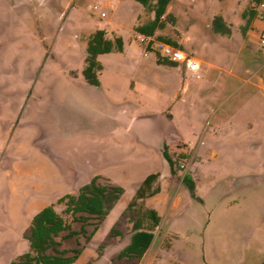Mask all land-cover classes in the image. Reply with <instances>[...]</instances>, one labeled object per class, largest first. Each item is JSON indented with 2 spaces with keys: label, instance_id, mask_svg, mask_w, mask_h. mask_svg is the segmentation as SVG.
I'll use <instances>...</instances> for the list:
<instances>
[{
  "label": "rangeland",
  "instance_id": "rangeland-1",
  "mask_svg": "<svg viewBox=\"0 0 264 264\" xmlns=\"http://www.w3.org/2000/svg\"><path fill=\"white\" fill-rule=\"evenodd\" d=\"M68 1L0 0V264L30 249L32 217L48 204L80 228L58 199L97 174L124 193L90 242L81 237L85 248L73 264H264L259 0H171L167 12L175 19L157 33L201 59V77L128 44L137 33L128 27L132 11L140 7L142 21L150 14L139 1L118 9L114 0ZM216 13L231 23L225 36L213 28ZM98 28L121 35L126 48L100 54V84H92L83 67ZM203 105L205 120L195 111ZM165 149L181 155L176 174ZM154 171L165 186L146 201L162 215L155 241L141 257H120L136 218L134 210L123 212ZM96 223L89 220V232Z\"/></svg>",
  "mask_w": 264,
  "mask_h": 264
},
{
  "label": "trees",
  "instance_id": "trees-1",
  "mask_svg": "<svg viewBox=\"0 0 264 264\" xmlns=\"http://www.w3.org/2000/svg\"><path fill=\"white\" fill-rule=\"evenodd\" d=\"M146 10L152 13V17L136 26L138 32L154 33L158 28H164L165 20L174 21V16L167 12L171 0H138ZM214 27L219 32H226L229 26L223 24V17L216 15ZM162 38L180 45L170 36L160 35ZM124 39L121 35L110 34L104 28L94 30L87 42V54L83 67L85 79L92 84H100V74L103 63L100 54L111 51H122ZM159 62L178 65L177 61L158 56ZM164 154L171 167V173L178 172L180 165L179 154L174 158L166 149ZM184 180L191 188L194 180L190 174L184 175ZM101 175H95L89 182L82 184L76 193L68 192L62 195L58 202L64 203V211L73 221H80L81 227L75 228L72 221L64 216L54 203L48 204L38 210L32 217L29 232L26 233L30 242V249L17 258L11 264H73L85 248V243L90 242L95 232L104 221L111 208L124 193V188L106 178L101 181ZM163 187V178L160 171L150 172L138 184L133 199L128 203L123 214L129 210L136 212L133 220V230L129 242L120 250V257H141L151 247L156 238L155 229L162 222V215L155 207L146 204V200L158 194ZM91 218H96L95 228L89 232L87 224ZM75 238L76 245L63 247L59 236ZM81 237L85 238V243Z\"/></svg>",
  "mask_w": 264,
  "mask_h": 264
},
{
  "label": "built area",
  "instance_id": "built-area-1",
  "mask_svg": "<svg viewBox=\"0 0 264 264\" xmlns=\"http://www.w3.org/2000/svg\"><path fill=\"white\" fill-rule=\"evenodd\" d=\"M259 5L262 8V16H264V0H259ZM98 7L97 4H94ZM106 11L102 10L101 15H105ZM257 38L264 46V30L257 34ZM136 39L143 47L145 54L156 52L157 56L168 58L177 61L182 69L189 71L192 75L200 77L203 74L201 59L191 55L181 45L174 44L162 38L156 31L154 33L137 32ZM181 166L186 167L185 162Z\"/></svg>",
  "mask_w": 264,
  "mask_h": 264
},
{
  "label": "crops",
  "instance_id": "crops-1",
  "mask_svg": "<svg viewBox=\"0 0 264 264\" xmlns=\"http://www.w3.org/2000/svg\"><path fill=\"white\" fill-rule=\"evenodd\" d=\"M112 1V0H111ZM111 1L110 0H106V4L108 5V4H110L111 3ZM138 1V0H137ZM62 2V1H61ZM64 2V1H63ZM114 2H115V8L116 9H118V8H120V7H122V8H133V7H135V6H137L138 7V5H137V3H136V1L135 0H114ZM69 3H72V4H74L73 3V0H69L68 1V4ZM78 3H76V5H73V6H78L77 5ZM112 4V3H111ZM143 14V11L140 9V7H138L137 9L135 8L133 11H132V15H131V22L129 23V25H128V27L129 28H132V27H134V29L136 30V26L137 25H139V24H142L143 22H145V21H142L141 20V15ZM105 15H107V12H106V14ZM216 15H221L222 17H223V24H224V22H225V25H227V26H229L230 27V22H229V20L227 19V17L224 15V13H216V14H214V16H213V19H212V24H213V28H214V30H215V32L216 33H218V34H222V35H224L225 36V34H228V33H230V30H227L226 32H219V31H217L216 29H215V27H214V23H213V21H214V18H215V16ZM152 17V13H150L149 14V17L146 19V21L147 20H149L150 18ZM230 29V28H229ZM138 32V31H137ZM156 32H158V29H156ZM137 34V33H136ZM128 44L130 45V46H137V47H141L142 49H143V47L140 45V43L137 41V39H136V36H132V34H130V36H129V38H128ZM181 40H183L182 38H181ZM185 42L186 41H188V38H185V40H184ZM180 45L182 46V44L180 43ZM125 48H126V44H124V49L122 50V51H117V52H123L124 50H125ZM144 50V49H143ZM148 55V54H147ZM157 58H158V56H157ZM212 65H214V64H212ZM178 66H179V68L182 70V71H186L185 69H182L181 67H180V65L178 64ZM216 66V65H215ZM216 67H218V66H216ZM192 75V74H191ZM193 77H197V76H194V75H192ZM235 76H239L237 73H235ZM201 77V76H200ZM227 83L228 82H226V84L225 85H223L224 87L223 88H225L226 86H227ZM261 89L264 91V88L263 87H261ZM201 94H202V92H201ZM209 99V97H208V94H206L204 97H203V103H204V105L206 106V104L208 103V100ZM204 105H203V107H200L198 110V112H197V110H195L196 111V113L198 114V115H200V118L202 119V120H205L206 119V117H208L209 115H208V113H209V109H207L206 107H204ZM224 115H226V114H228L229 112L228 111H225L224 109H222V111H221ZM176 131V130H175ZM159 145H161V146H164V139H162V140H160V142H159ZM161 146L159 147L160 148V150H162V148H161ZM146 177V176H145ZM142 181V180H141ZM140 181V182H141ZM139 182V183H140ZM167 184V183H166ZM165 191V186H164V184H163V187H162V190L158 193V194H156V195H154V196H157V195H159V194H161V193H163ZM154 196H152V197H149L146 201H148L150 198H153ZM179 199V198H178ZM147 204H148V202H147ZM148 206H150V207H155V208H157L155 205H151V204H148Z\"/></svg>",
  "mask_w": 264,
  "mask_h": 264
}]
</instances>
